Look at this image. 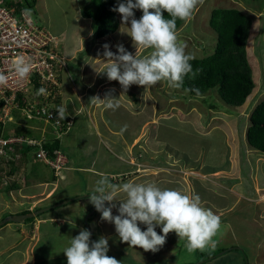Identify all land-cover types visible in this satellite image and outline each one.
Instances as JSON below:
<instances>
[{
	"label": "rangeland",
	"instance_id": "374dc122",
	"mask_svg": "<svg viewBox=\"0 0 264 264\" xmlns=\"http://www.w3.org/2000/svg\"><path fill=\"white\" fill-rule=\"evenodd\" d=\"M34 1L35 4L37 3L34 6V17L37 24L45 25L47 28L50 26L53 30L65 29L66 42H61L65 51L64 48L60 47V49L65 53L66 63L69 65V71H67L71 72L73 76L76 74L73 70L79 69L80 77L86 78L87 76L83 77V72L95 68L96 63L100 65V70H103L106 63L103 56L104 44H108L109 50L113 53L117 51V44H123L130 53L135 54L136 51L137 55H147L150 51L142 47L135 49L131 37L120 31V29H124V26L121 25V17L117 12L119 25L114 33L96 40L92 37V40V35H89L88 31L83 38L81 37L80 41H83V43L78 42L77 48L82 46V51L76 52L75 57H71L74 59H68L66 47L69 52L75 49L73 46L69 47L68 43L71 41L72 44H76L74 38L76 36L75 30L78 29H75L79 22L78 18L81 17L80 21L85 26L84 28L86 26L88 28V25L91 24L90 18L86 19L80 14L81 10L88 5V0ZM216 7L238 8L251 18L246 40V54L255 86L241 107L223 102L216 91L207 92L204 95L207 98H204L203 102L200 99L201 96L190 97L180 88L170 87L166 81L158 82L155 86L146 88L132 84L125 91L118 81H110L106 75L100 74L101 81L99 83L103 84L87 89V94L83 92L85 88L81 83L77 85L78 91L68 90L64 94L62 93L64 97H71L73 104H68L69 108H66L69 115L62 120L65 123L60 130V132H63L59 139L54 138L55 133L49 123L42 120L27 121V118L20 113L13 112L14 119L7 123L6 131L9 129L19 135L34 136L36 138L43 136L46 142L61 141L63 144L62 151L59 149L60 147L58 149L65 157L69 156L70 161L61 159L65 163H63V168L60 170L64 171V169L70 167H73L74 170L72 171L73 176L68 182L69 184L65 183V188L61 185L62 191H59L60 193H57L55 197L50 198L48 197V191L50 187L52 188L54 181L44 182L41 179L47 175L50 177L52 172L40 168L34 159L32 148L24 150L25 160L22 158L23 151L18 150V155L16 154L15 160H12V176L6 174L1 169L2 165L0 164V222L10 215L8 214L10 212L19 211L15 214L19 215L21 212H34L52 205L58 202L56 198L66 192L70 195H75L74 191L80 192L81 190L80 195L88 193L85 192L86 186L92 187L94 185L92 183L93 179L95 181L99 179L96 173L100 169H103L106 173L121 172L116 176L115 174L110 175L113 183L116 181V183L121 182L120 184H122L132 181L133 178V180L144 178L148 179L146 183H155L161 188H166V183L164 187V183L162 181L157 183V180L163 178L162 174L164 173V177L170 180L172 188L177 187V191L186 195L196 193L200 196V199L203 197L201 195L206 196L207 191L205 193V189L213 183L214 192L231 191V188L228 189L222 185L223 181H219L218 175L214 176V182L206 178H211L207 174L212 173L209 171L216 167L215 163H219L218 168L226 163L229 164V145L231 142L236 145L240 141L245 142L243 136L238 135L239 127L245 122L242 119L244 116L245 118L248 117L250 110L264 98V0H203L202 4L197 5L191 19L186 20L177 29L178 41L186 46V53L191 54L193 57H202L213 51L216 33L209 26L208 19L211 9ZM135 12V17L139 19L142 12L138 9ZM89 28L92 29V26H89ZM94 61L97 62L94 63ZM81 66H84V69H81ZM89 74L92 73L90 72L87 75ZM58 79L60 82V76ZM111 89H114L112 95L116 96L120 105L116 110L105 108V101L103 100L92 99V101H89L94 96L104 99L105 94ZM61 92L62 89L60 88L57 97L53 99V101H57L56 108L61 106L59 100ZM83 94L86 95L84 98L88 99L86 105L84 104L87 108L72 107V105L77 104V98H81ZM208 94H211V97ZM205 102H211L220 111L210 109ZM241 108L246 109L240 112ZM95 122H97L98 130L101 131L99 133L93 126ZM104 125L108 127L105 126L104 128ZM211 127L213 128L211 129ZM109 129L113 131L111 134L108 132ZM122 129L124 130L121 131ZM25 131L27 134L23 133ZM110 136L116 138V144ZM99 139L103 140L105 148L101 144L102 140L99 141ZM92 141H99L102 150H98L99 152L91 150L90 144ZM246 143L248 142L246 141ZM77 166L87 167L90 170H84V168L81 169ZM37 171H40V179L39 173L37 177L35 176ZM89 171L95 172L96 175L91 174ZM220 171H223L222 167ZM107 175L109 176V174ZM75 180L76 182H74ZM253 180L256 183V179ZM14 182L17 183V186L8 185V183L13 184ZM179 182H183L184 186L187 187L183 188ZM7 185L12 188H8ZM78 185L80 186L78 187ZM182 188L185 190L183 191ZM208 196L214 198L213 194L208 193ZM78 200H86L84 203L86 209L90 208L82 213V217H80L82 218V225L85 226L84 219L93 205L89 203L88 197ZM78 200L71 201V205L78 208ZM237 201L239 206L229 214L234 220L230 225H234L233 227L238 229L234 232L233 239L242 241L244 237L246 239L250 238L246 235L248 230L246 231L245 227L243 228L246 223L242 220H246V217H252L254 213L245 210L244 215L242 207L245 205V201L240 199ZM260 201L262 202V200ZM203 203L201 204L204 206ZM64 205L45 211L40 216H34V220L42 219V222L46 220L45 223H41L40 233L44 236L39 242H37V235L31 237L37 231L32 233L31 229L27 227L23 229L25 233H22L18 229L22 225H27L28 221L26 220L21 223L6 220L5 224L0 225V264H33L34 261H38L36 264H67L66 256L61 250L68 246L70 238L77 235V231L80 229H74L72 225L69 228L68 225H55L49 218L51 214H54L51 211ZM115 208L116 206L111 207L113 215L117 212H115ZM94 213V216L96 215L94 218L89 217L91 220L95 219L97 221L96 232L93 234L94 240H97L111 232H107V221L102 220L99 223V217L101 216H99L100 213L96 209ZM98 226L101 227L100 231ZM139 227L144 230L146 226L142 224ZM155 230L157 233L160 232L158 229ZM222 234L225 235L223 241H227L226 244H229H223L219 249L230 245L237 246V243L231 238L233 232L227 230V224H221L215 237L219 239L218 237L221 238ZM113 237H118V235L116 234ZM116 239L118 246L122 248V250L117 248L115 252L117 260L121 261V264H152L154 261L165 258H170V261H167L168 264H205L206 262L209 263L213 257L199 259L200 252L215 253L216 251L214 248H205L189 252L185 247L186 241L179 239L175 232H170L163 247L154 253L151 251L146 252L139 247H131L126 242H121L119 237ZM24 244L23 249L22 245ZM238 246L246 247L245 243H240ZM133 249L135 250L133 251ZM20 251L22 253L18 255ZM244 251L247 258L245 264H258L256 261V258L260 257L258 251H253L247 247ZM231 252L230 255L235 256L234 249ZM137 253L136 263L129 257V254ZM212 263L214 264L213 261ZM224 264L228 263L224 262Z\"/></svg>",
	"mask_w": 264,
	"mask_h": 264
},
{
	"label": "clouds",
	"instance_id": "9594fccd",
	"mask_svg": "<svg viewBox=\"0 0 264 264\" xmlns=\"http://www.w3.org/2000/svg\"><path fill=\"white\" fill-rule=\"evenodd\" d=\"M202 3L203 0H118L112 11L120 14L121 25L124 26L120 31L131 37L135 49L142 47L150 51L147 55H137L136 51L135 54L130 53L123 44H117V51L113 53L108 44H104L106 63L103 70L96 72L106 75L110 81H118L125 91L132 84L146 88L161 81H166L170 87L180 88L185 77L194 79L200 69H193L190 61L194 57L186 53V46L178 41L176 20H190L197 5ZM136 9L142 12L139 19L135 17ZM164 12L171 18L166 19ZM13 68L21 78L30 72L24 57H17ZM6 83V75L0 71V85ZM190 90L199 94V89ZM112 92L114 89L109 90L104 99L91 98L103 100L105 108L116 110L120 105ZM41 94H46V89H38L37 95ZM56 109L61 120L69 115L66 106ZM87 194L89 203L101 214V219L113 223L121 242L131 247L157 252L166 243L170 232H175L179 239L186 241L185 247L189 252L215 248L218 244L214 237L221 227V218L211 209L203 207L196 193L186 195L175 189L161 188L155 183L129 181L114 184L104 174ZM117 199L118 214L113 215L111 206L106 207L105 202L111 204ZM138 222L146 226L144 230ZM157 226L160 227V234L155 230ZM90 237L91 232L81 228L77 235L70 238L68 246L61 250L67 264H121V261L107 255L109 245L106 237L101 236L95 241H91Z\"/></svg>",
	"mask_w": 264,
	"mask_h": 264
},
{
	"label": "crops",
	"instance_id": "0c3cea01",
	"mask_svg": "<svg viewBox=\"0 0 264 264\" xmlns=\"http://www.w3.org/2000/svg\"><path fill=\"white\" fill-rule=\"evenodd\" d=\"M35 5H37V3ZM80 20H81V17L78 18V21L80 22V24L78 22V24L75 27V29L78 28L77 30L79 31L78 32L77 30H75L76 36L74 38V42L76 44H72L71 41L68 43L69 47L73 46L75 49L72 52H69L67 47H66V56L68 57V59H74L71 57H75L76 52L79 53L80 51H82V48H83L82 46H80V48H77L78 42L83 43V41H80L81 37L83 38L85 36L84 34H86L88 31H89V35H92V29L89 28V26H91V24L88 25V28H87V26H86V28H84L85 26H83V23ZM47 29L52 34H54L55 36H57L60 39V47L63 49L64 47H63V44H61V42H64V43L66 42V36H65V31H64L65 29H54L53 30L50 26ZM91 39H92V36H91ZM93 39H95V38H93ZM84 41H86V40H84ZM64 51H65V48H64ZM62 53L65 54L63 52V50H62ZM96 62L94 61V63H96ZM84 66H81L80 68L84 69ZM68 69H69V65H68L67 69L65 68L59 73L60 80H61L60 81L61 82L60 88L62 89L61 96H59V98H60L59 100H60L61 106H66L67 109L69 108L68 104H73V99L71 97L68 98V97L63 96V94L66 91H68V90L69 91H73V90L78 91L77 85H79V83H81V85L85 88L83 90V92L85 94H87V89H91L95 85L99 86V85L103 84V83H99L101 81V79L99 78L100 74H98L96 71L99 72L101 70H100V65L97 63H96L95 68H90V70L83 72V74H82L83 77L87 76L84 79L82 77H80V74H79L80 71H78L79 69L73 70L76 72L75 76L71 75V72H68L69 71ZM90 72L92 74L87 75ZM85 96L86 95L83 94V96H81V98H77V100H76L77 104L72 105V107L74 106V108H75V106H78L79 108H87V106H85V105H86V102H88V99L84 98ZM89 101H92V98ZM241 106L242 105H240L239 107H241ZM243 109H246V108H241L240 112H242ZM251 110H250V112H251ZM250 112H249V114H250ZM242 120H245V122L242 124V126L239 127L238 135L243 136L245 142L240 141V143L237 145L235 143L231 142V144L229 145V149H230L229 164L226 163L224 165H221V162H220V165L223 169V171H220L221 167H219V168L217 167L219 165V163H215L216 167L209 171L212 173L207 174L208 176H211V178H206V179L214 182V176L218 175L219 181H223L222 185L228 189L231 188V191L221 190L218 192H214V183H213V184H210L209 188L205 189V193L207 191L206 196L201 195V196H203V197H201V203L204 202L203 204H205L204 206L203 205L202 206L205 208L211 209L220 218L222 216L221 224H227V230H230L233 232V235H231V238L235 243H237V246L230 245V246L224 247L223 249H219V247L221 245L226 244V242H227V241H223L225 238V235L222 234L221 238L218 237L219 239H217V237H214V239H216L218 241L217 246L214 248V249H216L217 252L215 251V253H212L213 259L210 260L209 263L204 262L205 264H213L212 261L214 262V264H224V262L228 263V264H237V263H244L245 264L247 262V258H246L245 253H244L245 252L244 249L246 247L249 249H252L253 251L254 250L258 251L257 253L260 254V257L256 258V261L258 262V264H264V151L253 148L248 143H246V141H247L246 130H247V126L249 124V115L246 118L244 116ZM93 126L96 128L98 133L101 132L98 130L97 122H95V124H93ZM105 126L108 127L107 125H104L103 127L105 128ZM212 128L213 127H211V129ZM4 132L6 134L7 132L8 133L11 132V130H9V129L7 131L4 130ZM108 132L111 134L113 131H112V129H109ZM95 133H97V132L95 131ZM114 136H110V138H112L113 142L115 143L116 138ZM49 137L51 138L52 136H49ZM54 138H55V136H54ZM57 139H59V137ZM101 140L102 139H99V141H101ZM99 141L98 142H95V141L91 142V144H90L91 150H94V151L102 150L100 145H99ZM59 143H60L59 149L62 151V145L63 144L61 143V141H59ZM101 144L104 147L103 140L101 141ZM231 145H232V147H231ZM22 158H23V160L26 159V154L24 153V151H23V157ZM66 158L70 161L69 156L68 157L66 156ZM103 158H105V157L103 156ZM13 160H15V159H13ZM35 161L39 164V166L42 170L46 169L47 171L49 170L52 172V174H50V177L47 175L45 178L41 179V181H44V182H48L51 180L54 181V183H52L53 184L52 188L50 187V190L48 191L49 192L48 197H50V198L55 197V195L57 193H60L59 191H62L61 185H63V187L65 188L66 187L65 183H68L69 180L71 179V177L73 176V173H72V171L74 170V169H72L73 167L66 168V169H64V171L60 170V172L59 171L54 172L51 168H49L44 163L37 161L36 159H35ZM0 164L2 165L1 169L4 172H6V174H8L9 176H12L13 173H11L12 172L11 170L13 168L11 167V165L13 164V161L12 160H10L8 162L0 161ZM77 167L81 168V169L84 168V170L88 169L87 167L86 168L85 167H79V166H77ZM88 170H90V169H88ZM39 172L40 171H37V173H35L36 177H37V174ZM90 173L95 174V172H93V173L90 172ZM118 173H121V172L106 173L103 169L102 170L100 169L99 172H97L96 174L98 175V178H100V176L104 175V174H109V177H110V175L115 174V176H116ZM206 173H208V172H206ZM206 173H204V174H206ZM23 175H25V174H23ZM39 175H40V173L38 174V176ZM162 175H163V178L157 180V183L162 181L164 183V187H165V183H166V188L176 190L177 187L172 188V186H171L172 184H171L170 180L168 178L164 177L165 174L163 173ZM254 178L256 179V183L253 180ZM39 179H40V176H39ZM133 179H132V182H136V183H146V181L148 180V179H144V178H141L138 180H136V179L133 180ZM76 180L74 182H76ZM95 182L96 181L93 179L92 183L94 185L92 187L86 186L85 192H91L93 190V188L95 187ZM111 182L113 183L112 180H111ZM120 183L121 182H118V183H116V181L114 182V184H120ZM179 183L182 184L183 188L187 187V186H184L183 182H179ZM8 185H12V187H14V186H17V183L16 182H14L13 184L8 183ZM79 186L80 185H78V187ZM12 187L8 186V188H12ZM235 187H237V188L235 189ZM18 188H19V186H18ZM183 188H182V190L184 191L185 189H183ZM228 189H226V190H228ZM74 192H75V195H78V194L80 195V192H78V191H74ZM208 193L213 194L214 198H210L208 196ZM75 195H70V194H67V192H66V193L61 194L58 198H56V200L59 202L61 200H64L66 198H69V197H72ZM239 199L245 201V205L243 207L241 205V207L243 208V214L245 213V210L249 211L250 213H254V215L252 217H250V218L246 217V220H242V221H245L244 223H246V226L244 225L243 228L245 227L244 229H246V231L248 230L246 235H248L250 238L253 237L251 240H250V238L246 239L245 237L242 241H235L236 239H233L234 238V232H236L238 229L234 228L233 227L234 225H230L231 222H233L234 220L232 217H230L229 214L239 206L238 205L239 203L237 201ZM260 200H262V202ZM85 202H86V200H78L77 201L78 208H76V206H74V205H71V202L67 203L64 206H62L61 208H58L56 210L51 211L54 214H51L49 218L51 221H53L52 223H54L55 225L56 224H60L63 226L68 225V228L71 225L72 226L75 225L74 229H81V228L86 229V227L84 225H82V221H81L82 218H80V217H82L81 216L82 213H85L87 211V209L88 210L90 209L89 207L86 209V204H84ZM75 204H76V202H75ZM113 204L116 206V208H115V212H116L117 208L119 206V200L118 199L111 202V204H109V202H105L106 207L111 206L113 208V206H112ZM17 212H19V211H14L12 213L10 212L8 214L14 215V214H17ZM21 214H23V213L21 212ZM117 214L118 213L116 212L114 215H117ZM99 216H101V214H99ZM88 218H87L88 228L93 235L94 232H96V228H97L96 222L97 221L95 219H92L90 221V220H88ZM22 221H20V223ZM45 221L42 222V219H36V220L31 221V222H27L26 226L22 225L21 228L19 227L18 229H20V232H22V233H25L23 231V229H26L27 227L29 229H31L32 233L34 231L35 232L37 231L36 233H33V235H31V237H34V235H37V242H39L42 239V237L44 236L40 233V227H42L41 223H45ZM51 221H49V222H51ZM35 222H36V224H35ZM100 222H102L101 217H99V223ZM140 225H142V224H140L138 222V226H140ZM113 226H114L113 223L107 221V225H106V227L108 229L107 232L110 231L111 233H107L106 235H104V237H106L108 239L109 250L107 252V255L117 259V255L115 254L116 249L119 248L120 250H122V248L119 247L117 244L118 241L116 238H118V237H113V236H116V234H117L115 231V226H114V228H113ZM47 228H49V227H47ZM98 229L100 231L101 227L98 226ZM155 229L160 230V227L157 226V228H155ZM79 231H77V234L79 233ZM112 234H114V235H112ZM158 234H160V232ZM240 243H245L246 247H243V248L239 247L238 245H240ZM227 244H229V243H227ZM24 246H25V244L22 245L23 249H24ZM233 249L235 251L234 252L235 256L230 255V253H232L231 250H233ZM134 250L135 249H133V251ZM6 252H7V250H6ZM218 252H220V253H218ZM21 253H22L21 251L18 252V255ZM124 255H128V254H124ZM137 255H138V253L137 254H129V257L132 258V260H134L137 263V261L135 260V257ZM24 256H25V254H24ZM167 261H170V258H165V259L160 260V261H154L152 264H168ZM37 262L38 261H36V262L34 261L33 264H36Z\"/></svg>",
	"mask_w": 264,
	"mask_h": 264
},
{
	"label": "built area",
	"instance_id": "2783aa9c",
	"mask_svg": "<svg viewBox=\"0 0 264 264\" xmlns=\"http://www.w3.org/2000/svg\"><path fill=\"white\" fill-rule=\"evenodd\" d=\"M17 57H24L30 66L29 74L23 78L13 68ZM66 61L57 36L37 24L24 7L0 0V71L7 77V83L0 85V161L13 160L18 150L34 147L37 161L54 172L63 168L65 162L61 159L67 158L59 149H54L49 156L43 136L36 138L12 131L5 134L4 130L14 119L13 112H18L27 120L49 123L55 137L61 136L65 122L50 104L59 92L58 75L66 68ZM40 88L46 89V94L37 95Z\"/></svg>",
	"mask_w": 264,
	"mask_h": 264
},
{
	"label": "trees",
	"instance_id": "16d2710c",
	"mask_svg": "<svg viewBox=\"0 0 264 264\" xmlns=\"http://www.w3.org/2000/svg\"><path fill=\"white\" fill-rule=\"evenodd\" d=\"M4 2L6 4L15 2L17 7H24L35 18L34 0H4ZM117 3L118 0H88V5L81 10L80 13L83 17L91 19L93 38L101 39L117 30L119 19L117 12L112 11ZM134 13L136 16L135 10ZM164 16L166 19L171 18L166 12H164ZM184 22V20L177 19V29ZM208 24L216 33L213 51L202 57H194L190 61L193 69H200V71L194 79L185 77L180 89L185 91L190 97L201 96V101L207 98L204 96L207 92L216 91L223 102L233 106H240L251 94L255 86L246 54V40L249 34L251 18L238 8L216 7L210 11ZM193 88L199 89V94L190 90ZM208 95L211 97V94ZM56 102V100H52L50 104L55 110ZM205 104L210 109H217L211 102H205ZM217 111L220 110L217 109ZM26 131L23 133L27 134ZM246 139L250 146L264 151V98L249 114ZM59 147V140H53L45 144L49 156H51L54 149ZM28 148H32L34 155L35 148ZM94 214H91V218L94 217ZM37 216H40V214ZM91 218L89 217L88 220H91ZM25 220L31 222L34 217ZM200 253L201 256L200 254L198 255L199 259H204L211 257L214 252Z\"/></svg>",
	"mask_w": 264,
	"mask_h": 264
},
{
	"label": "water",
	"instance_id": "95a60500",
	"mask_svg": "<svg viewBox=\"0 0 264 264\" xmlns=\"http://www.w3.org/2000/svg\"><path fill=\"white\" fill-rule=\"evenodd\" d=\"M89 193V192H88ZM88 197V194L85 193V194H81V195H76V196H73V197H70V198H66L64 200H61L59 202H56L52 205H48V206H45L39 210H36L34 212H28V213H23V214H19V215H8L4 220H2L0 222V225L4 224L6 222V220H9V221H12V222H15V223H19L20 221L24 220V219H28V218H32L34 217L35 215H38V214H41L45 211H48V210H51L55 207H58V206H61V205H64V204H67L71 201H74V200H78V199H81V198H86ZM95 211V208L94 206L91 208V210L88 212V214L86 215L85 219H84V222H85V227L86 229L89 230L88 228V223H87V218ZM90 231V230H89ZM90 240L91 241H95L94 238H93V235L91 233V237H90Z\"/></svg>",
	"mask_w": 264,
	"mask_h": 264
}]
</instances>
